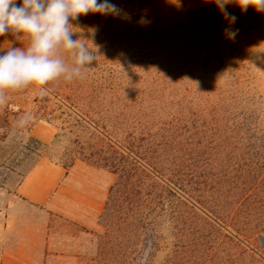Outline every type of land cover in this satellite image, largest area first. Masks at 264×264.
<instances>
[{
    "label": "rangeland",
    "instance_id": "rangeland-1",
    "mask_svg": "<svg viewBox=\"0 0 264 264\" xmlns=\"http://www.w3.org/2000/svg\"><path fill=\"white\" fill-rule=\"evenodd\" d=\"M114 2L131 20L72 22L96 56L82 78L6 93L0 188L42 156L126 179L94 228L43 214L46 264H264V12L227 5L229 25L214 0ZM13 44L27 38L0 36Z\"/></svg>",
    "mask_w": 264,
    "mask_h": 264
},
{
    "label": "clouds",
    "instance_id": "clouds-1",
    "mask_svg": "<svg viewBox=\"0 0 264 264\" xmlns=\"http://www.w3.org/2000/svg\"><path fill=\"white\" fill-rule=\"evenodd\" d=\"M223 17L234 24L238 17L227 5L235 3L242 11L249 7L264 12V0H214ZM111 15L131 20V14L114 0H0V36L11 34L16 41L27 38L26 46L15 44L0 47V106L7 103L8 91L37 87L63 78L72 81L82 78L84 69L92 64L94 50L84 40L74 38L78 33L73 21L88 13ZM138 23L148 24L142 16ZM93 29L91 36L96 35ZM238 29L226 27L225 36L234 39ZM99 50L96 48L95 52ZM68 59H65V54ZM41 92L44 89L40 88Z\"/></svg>",
    "mask_w": 264,
    "mask_h": 264
},
{
    "label": "crops",
    "instance_id": "crops-1",
    "mask_svg": "<svg viewBox=\"0 0 264 264\" xmlns=\"http://www.w3.org/2000/svg\"><path fill=\"white\" fill-rule=\"evenodd\" d=\"M31 134L50 141L53 130L35 125ZM113 182V172L105 167L84 160L64 165L40 157L11 191L0 188V264H46L43 214L94 228Z\"/></svg>",
    "mask_w": 264,
    "mask_h": 264
},
{
    "label": "trees",
    "instance_id": "trees-1",
    "mask_svg": "<svg viewBox=\"0 0 264 264\" xmlns=\"http://www.w3.org/2000/svg\"><path fill=\"white\" fill-rule=\"evenodd\" d=\"M149 165V164H148ZM158 165H162L161 163H158ZM152 166V165H151ZM161 167V166H160ZM153 169L161 174V171L159 170V168L157 169V166L153 167ZM114 174L116 173L115 171H112ZM126 179L123 177V176H119L118 179H116L113 184L111 185L110 187V191H109V196H108V199H107V202H106V205L108 203V200L110 199L111 195L113 194V191L115 190V188L119 187V186H123V185H128L127 182H125ZM169 181L172 183V185L175 187L176 190H178L180 193H186L185 191V182H184V179L181 177V176H177V175H174V176H171V178H169ZM190 198L193 199L194 196L190 195L189 196ZM196 197V196H195ZM195 200V199H194ZM197 201V200H196Z\"/></svg>",
    "mask_w": 264,
    "mask_h": 264
}]
</instances>
